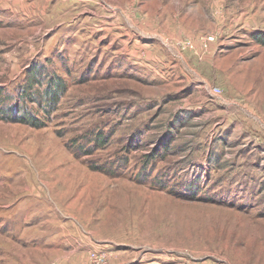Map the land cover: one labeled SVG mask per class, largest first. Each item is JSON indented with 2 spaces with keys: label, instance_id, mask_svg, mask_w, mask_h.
Instances as JSON below:
<instances>
[{
  "label": "rangeland",
  "instance_id": "obj_1",
  "mask_svg": "<svg viewBox=\"0 0 264 264\" xmlns=\"http://www.w3.org/2000/svg\"><path fill=\"white\" fill-rule=\"evenodd\" d=\"M256 37L264 0H0V108L45 122L0 119V264H264Z\"/></svg>",
  "mask_w": 264,
  "mask_h": 264
},
{
  "label": "trees",
  "instance_id": "obj_2",
  "mask_svg": "<svg viewBox=\"0 0 264 264\" xmlns=\"http://www.w3.org/2000/svg\"><path fill=\"white\" fill-rule=\"evenodd\" d=\"M260 43L264 45V39L256 37ZM41 66H34L29 72L27 81L23 86H21V99H28L30 101L37 102L38 106L41 107L43 111L48 115L54 107V105L59 101L62 94L65 92L66 86L65 81L61 75H50L45 81L46 87L40 92L39 84H41L42 76ZM36 85V87H35ZM35 87L34 92L31 89ZM8 98L0 100V104L6 103ZM17 113V115H15ZM11 120V121H22L33 127H42L45 122L40 121L39 117L35 114H28L22 107L18 110L12 105H8L4 108H0V119ZM101 133L98 132L96 136L97 142H104L105 137H100ZM166 146V145H165ZM162 151L160 149L155 150L151 156L158 154L162 156Z\"/></svg>",
  "mask_w": 264,
  "mask_h": 264
},
{
  "label": "built area",
  "instance_id": "obj_3",
  "mask_svg": "<svg viewBox=\"0 0 264 264\" xmlns=\"http://www.w3.org/2000/svg\"><path fill=\"white\" fill-rule=\"evenodd\" d=\"M207 40H208V41L212 40V37H208ZM216 90H217V89L215 88V91H216Z\"/></svg>",
  "mask_w": 264,
  "mask_h": 264
}]
</instances>
